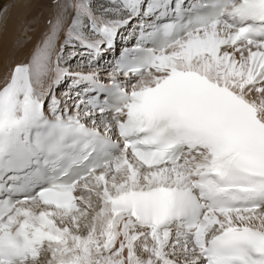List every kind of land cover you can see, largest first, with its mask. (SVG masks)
Segmentation results:
<instances>
[{"label":"snow or ice","instance_id":"1","mask_svg":"<svg viewBox=\"0 0 264 264\" xmlns=\"http://www.w3.org/2000/svg\"><path fill=\"white\" fill-rule=\"evenodd\" d=\"M0 0V264H264V0Z\"/></svg>","mask_w":264,"mask_h":264},{"label":"bare ground","instance_id":"2","mask_svg":"<svg viewBox=\"0 0 264 264\" xmlns=\"http://www.w3.org/2000/svg\"><path fill=\"white\" fill-rule=\"evenodd\" d=\"M34 2L36 4V7L32 10V12H30L28 14L29 19L37 20V18H39L40 14H41L40 9H46V10L50 11V9H52V7H53V1L51 2L50 0H48V1H46V0H34ZM53 11H54V8H53L52 12ZM52 12H46L43 15V22H45L47 17L50 16ZM21 27H22L21 13L18 10L14 9L12 14H11V19L9 21L7 34L6 35H0V52H2V50H3L5 40H7L8 46L11 48V46L15 43L17 37L20 35ZM34 27L36 28V26H34ZM43 28L44 27H41L38 30L42 31ZM29 35L34 36V34H32V33H29ZM34 40L35 39L33 38L32 42ZM28 45H29V42L27 43V46ZM26 47L23 48L17 54V58H26L28 56ZM24 50L26 51L25 53L23 52Z\"/></svg>","mask_w":264,"mask_h":264},{"label":"rangeland","instance_id":"3","mask_svg":"<svg viewBox=\"0 0 264 264\" xmlns=\"http://www.w3.org/2000/svg\"><path fill=\"white\" fill-rule=\"evenodd\" d=\"M46 1H48V0H46ZM51 2L53 1V0H50ZM52 10H53V7H52V9H50V11H48V10H46V9H40V11H41V14H40V17L39 18H37V23H35L33 26H36V28H37V30L38 29H40L41 27H44V22H43V15L46 13V12H52ZM52 14V13H51ZM39 30L38 31H36L35 33H32V34H34V36H33V38L35 39L33 42L32 41H30L29 42V45L26 47V50H27V54H29V52H31V50H32V48L34 47V45L36 44V37L39 35ZM24 53L26 52L25 50L23 51Z\"/></svg>","mask_w":264,"mask_h":264}]
</instances>
